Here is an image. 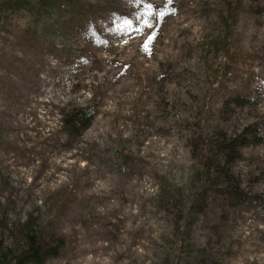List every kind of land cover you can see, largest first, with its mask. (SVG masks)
<instances>
[{
	"label": "rangeland",
	"instance_id": "obj_1",
	"mask_svg": "<svg viewBox=\"0 0 264 264\" xmlns=\"http://www.w3.org/2000/svg\"><path fill=\"white\" fill-rule=\"evenodd\" d=\"M26 221L46 264H264V0H0V239Z\"/></svg>",
	"mask_w": 264,
	"mask_h": 264
},
{
	"label": "trees",
	"instance_id": "obj_2",
	"mask_svg": "<svg viewBox=\"0 0 264 264\" xmlns=\"http://www.w3.org/2000/svg\"><path fill=\"white\" fill-rule=\"evenodd\" d=\"M94 117L85 106L71 108L65 115L64 125L73 134H79L90 126ZM227 151L232 152L229 148ZM23 227L22 231L0 239V264H46L63 255L67 239L62 233L53 227L42 231L29 221Z\"/></svg>",
	"mask_w": 264,
	"mask_h": 264
},
{
	"label": "snow or ice",
	"instance_id": "obj_3",
	"mask_svg": "<svg viewBox=\"0 0 264 264\" xmlns=\"http://www.w3.org/2000/svg\"><path fill=\"white\" fill-rule=\"evenodd\" d=\"M138 2L141 3V5L143 6V4L145 3V0H138ZM144 15H147L149 17V20L144 21L145 27L151 29L154 27L153 23L150 22L151 19L152 18H159V16L164 15V13L159 11L158 6L154 5L151 2H148L147 3V10L144 13Z\"/></svg>",
	"mask_w": 264,
	"mask_h": 264
}]
</instances>
